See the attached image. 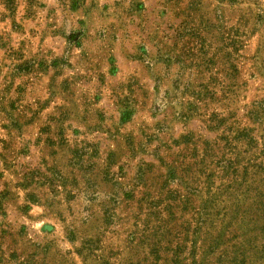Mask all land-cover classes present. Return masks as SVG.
Segmentation results:
<instances>
[{
	"label": "rangeland",
	"instance_id": "374dc122",
	"mask_svg": "<svg viewBox=\"0 0 264 264\" xmlns=\"http://www.w3.org/2000/svg\"><path fill=\"white\" fill-rule=\"evenodd\" d=\"M0 264H264V0H0Z\"/></svg>",
	"mask_w": 264,
	"mask_h": 264
}]
</instances>
